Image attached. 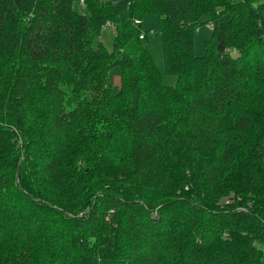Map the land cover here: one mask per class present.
I'll return each instance as SVG.
<instances>
[{
  "label": "trees",
  "instance_id": "trees-1",
  "mask_svg": "<svg viewBox=\"0 0 264 264\" xmlns=\"http://www.w3.org/2000/svg\"><path fill=\"white\" fill-rule=\"evenodd\" d=\"M0 264H264V1L0 0Z\"/></svg>",
  "mask_w": 264,
  "mask_h": 264
},
{
  "label": "rangeland",
  "instance_id": "rangeland-1",
  "mask_svg": "<svg viewBox=\"0 0 264 264\" xmlns=\"http://www.w3.org/2000/svg\"><path fill=\"white\" fill-rule=\"evenodd\" d=\"M264 1V0H260ZM83 12L85 9L82 5L76 4V9ZM226 17H223L225 19ZM143 30H150L149 36L143 40L144 45L152 54L153 59L157 66L163 70L164 69V56L162 51V40L159 29L158 17L156 14L146 15L142 20ZM212 35L211 27L208 24H201L195 32V52L197 54H203L205 51V40L209 39ZM115 36L114 27L104 26L98 41H101L103 47L107 50L113 48V40ZM163 75V81L166 84H175L176 76ZM110 84L113 92H116L120 87V68L115 66L110 71Z\"/></svg>",
  "mask_w": 264,
  "mask_h": 264
},
{
  "label": "built area",
  "instance_id": "built-area-1",
  "mask_svg": "<svg viewBox=\"0 0 264 264\" xmlns=\"http://www.w3.org/2000/svg\"><path fill=\"white\" fill-rule=\"evenodd\" d=\"M82 1H83V0H81V2H82ZM134 22H135L136 24H140V23H142V20H141L140 18H135V19H134ZM104 26L110 27V26H112V24L108 21V22H106V24H105ZM140 38H144L143 33L140 34Z\"/></svg>",
  "mask_w": 264,
  "mask_h": 264
}]
</instances>
